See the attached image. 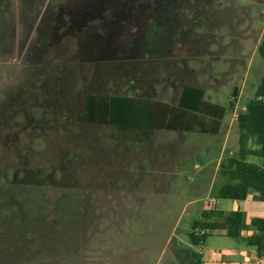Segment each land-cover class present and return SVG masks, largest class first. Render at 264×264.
<instances>
[{"label":"rangeland","instance_id":"obj_1","mask_svg":"<svg viewBox=\"0 0 264 264\" xmlns=\"http://www.w3.org/2000/svg\"><path fill=\"white\" fill-rule=\"evenodd\" d=\"M263 35L264 0H0V264H168L179 254L170 230L189 239L205 209L195 200L225 182L217 174L207 192L194 165L217 171L239 152L237 119L264 76ZM187 87L225 114L187 112L177 125L192 131L157 130ZM111 97L150 103L153 120L108 124ZM191 132L207 138L181 147ZM247 210L264 217V203ZM105 236L117 244L110 263L94 251ZM225 241L236 240L210 236L204 248Z\"/></svg>","mask_w":264,"mask_h":264},{"label":"trees","instance_id":"obj_2","mask_svg":"<svg viewBox=\"0 0 264 264\" xmlns=\"http://www.w3.org/2000/svg\"><path fill=\"white\" fill-rule=\"evenodd\" d=\"M260 56L264 59V35L258 48ZM95 100V99H94ZM95 102H98L97 100ZM104 102L101 99V103ZM105 117L108 124L121 131H128L133 127L135 116L134 99L128 97H111L105 100ZM192 112L203 116L218 118L225 114V107L208 103L204 100V92L200 89L185 88L177 109L167 108L160 118L161 126L180 128L185 131H192L179 127L177 122L182 114ZM169 113H176L169 118ZM153 120V116L151 115ZM159 119V117H158ZM199 121V119H197ZM192 123L193 121H189ZM180 124V122H179ZM180 124V125H181ZM239 129V152L236 156L225 157L219 166V176L225 180L219 189L214 191L213 197L216 201L244 202L249 195L264 202V163L262 165L250 162L251 157L264 161V76L258 85L254 97L247 103L246 111L241 113L237 119ZM178 126V127H177ZM205 127V124H203ZM170 129H173L172 127ZM146 134L150 135L149 132ZM216 231L225 232V236L237 239L248 247L256 249L258 257L264 256V219L252 218L247 223V216L242 211L225 213L216 210L204 211L199 220L195 221L188 234L189 243L193 247H201L208 237ZM244 231H251L252 235L244 237ZM197 232H204L203 235ZM181 255L187 264H203V257L196 253L191 247L179 246Z\"/></svg>","mask_w":264,"mask_h":264},{"label":"crops","instance_id":"obj_3","mask_svg":"<svg viewBox=\"0 0 264 264\" xmlns=\"http://www.w3.org/2000/svg\"><path fill=\"white\" fill-rule=\"evenodd\" d=\"M181 10L182 9L178 8V7H176V8L166 7V8H162L160 10V13L162 15H165V16H179V17H186V16H191V15H193V17H194V16L198 15L196 13L197 10L193 9V8L183 9L185 11V12L183 11L184 13H182ZM184 20H185V18H180V20L178 19V21H176V22L178 24H181L182 21H184ZM193 21H194V19H193ZM165 43H167V41ZM146 45L148 47L149 44L147 43ZM166 47H167L166 52L158 59H168V58H166V57H168V53H169L168 44H166ZM145 50H147V48ZM162 53H163V51H162ZM154 58H156V57H154ZM194 89H198V88H194ZM181 97H182V95H181ZM181 97H180V99H181ZM180 99H179L177 106H175L174 108H178L179 103H180ZM215 105L220 106L219 104H215ZM221 107H223V106H221ZM152 109H153V107L152 108L150 107V103L145 102V101L140 102L139 104H135V110H134L135 116H134V119L132 121V123L134 122L133 125H135V127L141 126L140 128H144V129L147 128L148 127L147 126L148 125L147 119L149 117H151ZM140 118H141V120H144V122H142L141 124H139V122H138ZM142 118H144V119H142ZM205 120L209 121V120H215V119H214V117L209 116ZM157 122L159 124L161 123L160 120H157ZM188 123H189L188 125H191L190 127H193L195 125V123H198V122L190 123L188 121ZM156 129L157 130H163L164 127L160 126V128H156ZM196 135H198V134H196V132H191L189 134L183 135L181 140H179V141H181V143H183L181 147H185V145H187L189 143H190V145L193 146V145H195L196 141L202 140L203 137H205L204 139L207 138L205 135L195 137ZM156 137L157 136H155V138ZM164 137H166V136H164ZM156 139H159V138H156ZM238 139H239V134H238ZM147 142L148 141L146 140V141L142 142V144H147ZM196 148H197V146H196ZM220 160L222 162L223 158H221ZM194 167L196 169V173H197L198 178H199V181H198L199 185L205 186L207 192L214 189L216 181H217L216 180L217 174H218L219 170L211 172L210 169L207 167V165H203V164H195ZM210 172H211V174H210ZM220 187H221V185L219 186V188ZM202 197L203 198H197L198 200H195V203H200V202L202 203L203 202V204L205 205V209L200 210L201 214L204 211H210L209 208H215L214 210L225 212V213H230V212H234V211H238V210L242 211L247 216V223L248 224L250 223L252 218H263L264 219V217H256V216L250 214L247 210V206L250 205V202H259L260 203V201H257L255 199L254 195H249L247 200L244 202L223 201V200L216 201L214 199V197L212 198L209 195L208 196H202ZM221 201L226 202V204H227V208H225L224 210L218 209V205ZM261 203H264V202H261ZM199 219L200 218H198V220ZM129 224L132 226L131 227L132 232H134L135 234L139 233L138 235H141L144 227H143L142 223L138 222V219H134L133 221H129ZM134 224H136V226H134ZM175 228H176V226H175ZM175 228L174 229L172 228L170 230L168 240H170V239L178 240L177 241L178 242L177 247H178L179 254H178V252L176 253V251L173 250L174 253L172 252V258L169 259L168 264H187V262L184 260L183 256L181 255V250L179 248L180 244H181V246L183 245V246L191 247V249L193 251H195L198 254H201V256L203 257V264H264V256L258 257L255 248L248 247L245 243H243L240 240L235 239L236 241H234V242L225 241L224 243H222L223 246H218L215 248H204L206 246V242L201 247H193L190 245L189 239L185 238L183 240V239H181V236L177 235ZM190 232H191V227L189 228L188 234ZM251 235H252L251 231H244L243 232L244 237H249ZM212 236L218 237L220 239H229V237L225 236V232H223V231H216L213 233ZM107 240H110V239L107 236H105L104 238H102V240L99 243L100 247L94 248L95 249L94 251L97 252L98 255L103 257V258H109L110 255L112 254L111 251L114 249V247L112 248V246H115V242L109 243V242H106ZM167 245H168V242H167ZM120 246L121 247H119L120 248L119 250H122L125 254V250L123 248V243H120ZM115 247H117V244ZM128 247L126 246L125 248L128 249ZM85 249L82 248V250H85ZM140 250H142V249H140ZM80 251H81V249H76L75 252L73 249H66V256H70V255L80 253ZM50 252L51 253L48 254L49 260H51L57 256L54 252H52V251H50ZM110 259L111 258H109L107 260L108 263H110ZM98 263H99V261L97 262V264ZM144 263H145V260H144ZM99 264H106L105 259H103ZM133 264H137L136 259H134ZM145 264H147V263H145Z\"/></svg>","mask_w":264,"mask_h":264},{"label":"built area","instance_id":"obj_4","mask_svg":"<svg viewBox=\"0 0 264 264\" xmlns=\"http://www.w3.org/2000/svg\"><path fill=\"white\" fill-rule=\"evenodd\" d=\"M197 233H198V235H199V234H201V235H203V234H204V232H200V233H199V232H197Z\"/></svg>","mask_w":264,"mask_h":264}]
</instances>
